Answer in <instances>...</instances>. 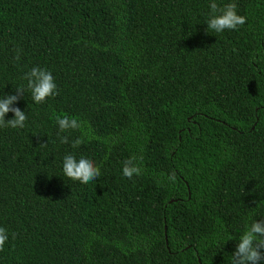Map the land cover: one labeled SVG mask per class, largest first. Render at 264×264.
<instances>
[{"label":"trees","instance_id":"1","mask_svg":"<svg viewBox=\"0 0 264 264\" xmlns=\"http://www.w3.org/2000/svg\"><path fill=\"white\" fill-rule=\"evenodd\" d=\"M210 2L0 0V96L23 87L28 117L0 127V264H232L264 219V0H215L247 17L222 33ZM37 66L57 84L42 104ZM66 154L100 176L69 180Z\"/></svg>","mask_w":264,"mask_h":264},{"label":"clouds","instance_id":"2","mask_svg":"<svg viewBox=\"0 0 264 264\" xmlns=\"http://www.w3.org/2000/svg\"><path fill=\"white\" fill-rule=\"evenodd\" d=\"M211 16L207 21V30L222 33L225 30H238L247 22L246 16H241L237 12L236 3H227L223 7L218 6L215 0L209 4ZM19 59V57H16ZM27 88L31 90L32 100L36 104L44 103L49 97L57 95V84L52 73L41 67H33L26 73ZM16 94L0 96V127L24 128L27 114L19 107H14L20 97L24 94L23 87L15 89ZM13 113L14 118L5 120L8 113ZM56 121L61 133L79 130L81 122L75 117L64 115L57 116ZM68 136L61 138V143H68ZM82 140L77 138L72 142V147H77ZM42 146L46 147V143ZM142 156L133 155L123 163L122 174L128 179L140 176L142 173ZM63 174L72 181H79L81 184H88L100 176V169L93 160L80 156L79 159L73 154H66L63 157ZM175 180L173 173L168 177ZM14 238V237H13ZM9 239L7 230L0 227V252L4 251L6 242ZM232 264H261L264 261V219L253 221L246 226L243 235L239 238L235 251L232 254Z\"/></svg>","mask_w":264,"mask_h":264}]
</instances>
